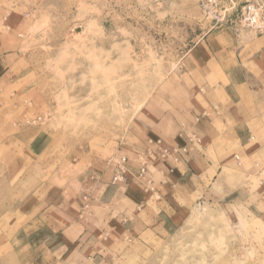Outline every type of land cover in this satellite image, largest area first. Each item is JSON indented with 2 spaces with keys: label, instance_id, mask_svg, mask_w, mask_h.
<instances>
[{
  "label": "rangeland",
  "instance_id": "obj_1",
  "mask_svg": "<svg viewBox=\"0 0 264 264\" xmlns=\"http://www.w3.org/2000/svg\"><path fill=\"white\" fill-rule=\"evenodd\" d=\"M161 3L0 0V31L3 22L12 31L0 44L13 52L0 82V255L49 186L125 142L132 119L198 40L167 24L187 10L178 28L189 32L193 8ZM193 198L181 229L124 243L113 264H264V221L228 207L226 191Z\"/></svg>",
  "mask_w": 264,
  "mask_h": 264
},
{
  "label": "crops",
  "instance_id": "obj_2",
  "mask_svg": "<svg viewBox=\"0 0 264 264\" xmlns=\"http://www.w3.org/2000/svg\"><path fill=\"white\" fill-rule=\"evenodd\" d=\"M161 4L192 7L189 32L178 28L187 10L167 24L186 35L181 38L198 40L112 155L80 168L62 186H49L23 210L26 221L0 264H113L124 243L181 229L193 195L206 198L211 191H226L228 207L264 221V35L224 26L206 32L198 0ZM3 25L0 42H7L12 31ZM12 54L0 44V82L4 58ZM122 158L124 180L115 182Z\"/></svg>",
  "mask_w": 264,
  "mask_h": 264
},
{
  "label": "built area",
  "instance_id": "obj_3",
  "mask_svg": "<svg viewBox=\"0 0 264 264\" xmlns=\"http://www.w3.org/2000/svg\"><path fill=\"white\" fill-rule=\"evenodd\" d=\"M198 7L202 15L201 23L206 25V32L224 26L232 28L238 35L246 32L264 35V1L262 0H198ZM126 161V158L121 159L114 177L115 182L124 180ZM146 171V167H143L142 173L145 174ZM147 188L156 196L152 182H149Z\"/></svg>",
  "mask_w": 264,
  "mask_h": 264
},
{
  "label": "water",
  "instance_id": "obj_4",
  "mask_svg": "<svg viewBox=\"0 0 264 264\" xmlns=\"http://www.w3.org/2000/svg\"><path fill=\"white\" fill-rule=\"evenodd\" d=\"M81 31V29L80 30H77V33H79Z\"/></svg>",
  "mask_w": 264,
  "mask_h": 264
}]
</instances>
